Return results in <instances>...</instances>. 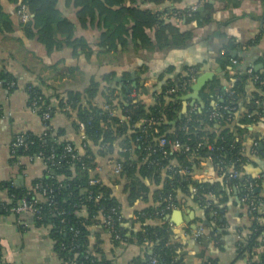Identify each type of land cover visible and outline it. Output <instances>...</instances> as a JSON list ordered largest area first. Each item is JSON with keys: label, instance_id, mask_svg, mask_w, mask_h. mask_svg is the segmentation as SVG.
Listing matches in <instances>:
<instances>
[{"label": "trees", "instance_id": "obj_1", "mask_svg": "<svg viewBox=\"0 0 264 264\" xmlns=\"http://www.w3.org/2000/svg\"><path fill=\"white\" fill-rule=\"evenodd\" d=\"M9 1L15 4L16 10L21 2L28 4L33 18L27 24H22L23 30L29 37H37L47 49L71 45L75 50L81 49L85 53H92L85 38L75 37V25L59 12L58 0ZM153 1L163 3L166 0ZM75 4L81 7L78 15L82 23H85L88 16L92 19L99 15L100 26L104 29L100 45L108 51L116 50L119 44H126L129 37L133 40L140 39L142 45L150 48L155 47L156 44L165 46L171 42L185 44L192 37L191 32L180 31L176 24L166 22L160 14L153 13L149 8L127 6L126 0H75ZM1 8L0 5V11ZM197 16L198 12H194L193 16L186 18V21H191ZM0 20L7 21L8 23H5L8 29L11 28V20L5 19L2 12ZM131 22L132 26L129 28ZM155 27L153 37L148 30ZM232 59L227 49L221 59L223 73L209 80L200 91L203 107L196 110H192V106L189 107L175 124L170 122L177 119L183 103L180 95L169 98L165 95V90L171 84L180 82L187 75L188 69L177 78L168 77L160 90L154 92V103L151 105L140 98L131 97L134 90L146 92L144 86H128L129 80L118 79L111 74L107 77L109 84L105 87V102L114 108H120L121 116H106L103 106L93 102L101 89V84L96 80H92L83 91L69 90L64 94H57L59 102L56 105L44 94L40 86L32 83L26 85L28 103L32 106L33 102L37 101L39 107L37 113L40 116L43 109L51 106L54 111L56 108L62 112L75 113L77 122L82 121L86 126L85 138L80 139L81 148L74 142L62 138L65 129H55L48 121L50 126L45 133L28 131L25 133L28 148L17 149L13 153L28 157H36L42 153L44 161L51 153L55 154L56 164L46 163L44 173L35 178L32 184L48 185L53 190L54 203L65 211L64 215H58L53 211L48 206V201L44 202L45 198H41V201L40 194L35 190L17 187L13 181L5 183L9 194L14 195L11 204H17L22 198L29 201L40 199L41 218L31 216L29 219L34 226L50 227L49 236L54 242V250L63 259L64 264H68L71 260H75L77 264H112L111 260L101 254L98 242H91L90 228L102 227L109 232L99 218L100 211L109 210L114 206L122 207L113 188L104 183L101 174L95 171L98 157H111L117 143L120 145V152L115 161L122 165V171L116 176L119 180H124L131 203L141 198L146 200L152 183L163 184L153 192L154 201L158 204L136 211L135 219L123 218L118 222V231L122 239H115L114 234L109 232L115 244L136 242L143 246L145 255L144 258H138L137 264H154L153 257L158 259L155 264H184L187 254L186 244L181 240H171V236L175 233L167 220L169 213L165 218L156 216L165 205L161 200L169 194L174 196V201L179 206L183 204L181 198L198 203L211 224L212 222L214 224L211 233L213 240H220L222 243V237L231 231L226 218L227 203L231 193L225 188L228 169L220 171L218 161L219 158L229 163L235 162L238 158L244 161L243 137L253 121L252 113L256 109L264 112V104L256 103L257 99L263 100L264 85L253 82L247 71L233 64ZM195 68L200 76L202 70L197 66ZM232 69L234 74L229 73ZM256 74L264 79V73ZM223 80L227 81V85ZM0 81L4 86L10 81L18 83V79L6 69L0 70ZM250 82L257 91L252 93L245 111H240L241 100L248 95ZM116 90L120 93L117 102H114L112 94ZM226 106L235 109H225ZM215 110L218 111L219 116L211 119V114ZM139 137L142 138L141 141H137ZM162 137L167 141L164 145L159 144ZM175 140H179L183 147L174 150L171 143ZM84 141L86 145L82 147ZM207 141L217 150L210 153L206 144L196 150L198 143ZM259 142L261 153L264 139ZM67 144L74 146L76 158L64 157ZM187 144L192 146L190 150L185 149ZM209 155L220 179L200 182L193 178V174L201 171V161L209 159ZM154 161L157 163L155 164ZM185 168L188 174H180L179 170ZM92 178L99 179V182L90 184ZM246 178L252 179L248 175H245ZM234 182L243 186L246 181L241 179ZM193 187H197L198 192H193ZM211 195L215 196V200L219 199L218 202L210 199ZM256 195L260 198V203L253 213H248L249 207L243 204L247 210V215L243 214L245 223L236 226L235 230L242 233L246 231V234L242 240L235 239L236 258L232 264L244 259H247V264H264V248L259 250V247L264 245V240L260 238H264L263 199L260 194ZM2 211L8 212L0 203V213ZM214 211L218 213L217 216L211 215ZM150 220H158L159 223L152 224ZM136 222L140 223L137 231L134 230ZM128 223L131 224L126 226ZM75 229L79 230L78 234H75ZM209 261L218 264V260L214 257H209L203 264ZM0 264H6L3 261L1 243Z\"/></svg>", "mask_w": 264, "mask_h": 264}, {"label": "crops", "instance_id": "obj_2", "mask_svg": "<svg viewBox=\"0 0 264 264\" xmlns=\"http://www.w3.org/2000/svg\"><path fill=\"white\" fill-rule=\"evenodd\" d=\"M0 5V13L13 24L8 29V22L0 20V70L6 69L18 79L16 88L9 89L0 84V104L3 107V115L0 116V185L13 181L17 187L29 188L33 180L44 173L45 163L42 159L15 155L11 150V142L17 134L28 131L41 134L45 130L42 117L28 103L26 85L29 83L40 86L56 105L59 102L57 94H64L69 90L83 91L92 80H96L101 84V89L93 102L104 106L105 87L109 84L107 77L114 74L118 79L129 80L128 86H144L146 92L134 90L132 93L151 105L154 103V92L160 90L168 77L177 78L190 67L197 66L203 73L214 72V77L222 74L224 67L221 59L227 49L233 59L238 60L237 66L242 70L252 68L256 73H264V0H178L176 7L180 9L197 5L198 16L191 21L167 16L166 13L171 10L169 0L163 3L153 1L150 4H145L142 0H126L127 6L149 8L153 13L165 14L166 22L176 24L182 32H191L192 37L185 44L171 42L165 46L156 44L152 48L142 45L138 38L133 40L129 37L126 44H119L116 50L111 51L100 45L104 29L100 26L98 14L92 19L88 16L85 23H82L78 15L81 7L75 4V0H58L59 12L75 25V37H83L88 41L91 54L81 49L75 50L71 45L47 49L37 37H29L24 32L14 3L0 0ZM201 7L204 9L200 10ZM131 26L132 22L129 23V28ZM155 29L156 27L148 30L153 37ZM223 83L227 85V81L223 80ZM256 91L257 88L250 82L248 95L241 100L240 111H245L247 102ZM188 93L192 94L193 91ZM181 100L184 106L186 101ZM195 104L201 109L202 98L200 101L194 97L187 100L188 108ZM114 110L115 116H121L120 108L116 107ZM53 114L51 125L55 129H65L62 138L81 148L82 133L75 113L55 108ZM252 115L253 121L243 137L245 159L242 170L245 175L252 177L251 180H258L257 188L261 189L257 193L262 196L264 211V146L261 153L253 149L254 142L264 139V112L256 109ZM119 152L120 145L117 143L111 157H98L96 172L101 174L104 183L113 188L124 217L135 219L136 211L158 204L154 201L153 192L162 187L163 183H152L146 200L141 198L131 203L124 180H119L110 167L119 157ZM209 157L206 161H201L202 169L193 174L194 179L200 182L220 179L211 156ZM225 188L231 193L226 212L231 231L222 237V243L220 240H213L211 233L214 224H211L198 203L181 198L183 204L169 212L167 220L175 233L173 241L181 240L186 244L184 264H203L209 257L217 259L218 264L234 262L235 227L245 223L243 214L247 215V210L240 200L241 188L229 187L228 183ZM7 195L6 191H0V198L4 201L8 200ZM210 199L215 202L219 200H215L213 195ZM211 215L217 216L218 213L214 211ZM23 219H27L31 226L23 228L16 223L15 216L10 212L0 213V243L4 263L64 264L54 250V242L49 236L50 227L34 226L27 216ZM149 222L159 223L158 220ZM139 228L140 223L136 222L134 230ZM90 229L91 242H98L101 254L111 260L112 264H137L138 258H144L145 249L140 244H115L111 234L102 227ZM234 264H246V261L238 260Z\"/></svg>", "mask_w": 264, "mask_h": 264}, {"label": "built area", "instance_id": "obj_3", "mask_svg": "<svg viewBox=\"0 0 264 264\" xmlns=\"http://www.w3.org/2000/svg\"><path fill=\"white\" fill-rule=\"evenodd\" d=\"M145 4H150L153 2V0H142ZM178 0H169L170 3V7L171 10L169 11V13H166L167 16L170 17H174L177 20H181L183 18H187V17H191L193 16L194 12H196L198 10L197 5H193L189 8H184V9H180L178 7H176ZM17 14L20 17V21L22 24H27L28 22H30L33 18V13L31 12L29 6L27 3L21 2L18 6H17ZM160 17L165 19V14L163 13H159ZM233 64L238 63L237 59H232L231 60ZM230 74H234V70H230L229 71ZM247 73L250 75V79L253 82H260L261 85H264V79H262L259 75H257L256 73H254L253 69H247ZM199 77V75L197 74V69L195 67H190L188 68V73L187 75L182 78V80L178 83L175 84H171L170 86H168L165 90V95L169 98H171L172 96L175 95H180L183 96L185 94H188V92L191 91V87L192 85L196 82L197 78ZM1 84V81H0ZM17 82L16 81H10L9 83H7V87L9 89L12 88H16L17 87ZM119 91L116 90L114 92V94H112V100L114 102H117L118 100V96H119ZM131 97H135V94H131ZM256 103L258 105H262L264 104V101L261 99H257ZM33 111L37 112L38 110V103L37 101L33 102V105L31 106ZM197 108H199L198 104H195L192 106V110H196ZM225 109H230V110H234L235 108H231L229 106L224 107ZM103 109L106 113V116H112L114 115V107H112L109 103H106L103 106ZM42 119L44 121L45 124V130L49 128V123H47L48 121L51 120L52 118V114L54 113V110H52L51 106H48L46 109L42 110ZM0 114L1 116L3 115V107L0 104ZM219 116V113L217 110H215L212 114H211V119H215ZM129 118V117H127ZM189 120V118H188ZM146 122V121H144ZM78 126L80 128L81 131V139L84 140L85 138V123L84 122H79ZM187 128V127H186ZM44 130V133H45ZM142 138L139 137L137 139V141H141ZM167 141L164 137L160 138L159 140V144L160 145H164L166 144ZM172 148L174 150H178L180 148L183 147V145L181 144V142L179 140H175L172 143ZM204 144L207 145L208 151L210 153H212L213 151L217 150V148L211 143V142H206V143H198V146L195 147L196 150H198L201 146H203ZM259 144L260 142L256 141L254 142V151L258 152L259 151ZM86 145V142L84 141L82 144V147H84ZM27 149L28 148V143L26 141V134L25 133H19L17 134L14 139L11 142V150L13 153L16 152L17 149ZM192 148L191 145H185V149L186 150H190ZM148 149H150V147H148ZM219 149V148H218ZM74 146L72 144H67L65 146V153H64V157L67 156H72L73 158H76L77 155L76 153H74ZM243 152V151H242ZM30 159H35V158H40L44 161V156L42 153H40V155L38 156H29ZM47 160L44 161L45 165L46 163H52L53 165L56 164L55 162V154L51 153L50 156H48L46 158ZM231 163L227 162L226 160H224L223 158H219L218 164H219V170L223 172V170L225 168L228 169L229 175L227 177V183L229 185V187H235V188H241V197L240 200L242 201V203L247 204V206L249 207L248 209V213H253L258 207H259V203H260V198L256 195L257 194V183L258 180H251V179H245V174L242 170V166H243V161L240 160L239 158L233 162L230 161ZM154 163L156 164L157 161H154ZM238 163V164H237ZM98 167V166H97ZM111 171L115 174L118 175L121 173L122 171V165L119 162H112L111 163ZM97 170V168H96ZM95 170V171H96ZM179 173L182 175H186L188 174V170L185 169H180ZM244 179L246 182L243 186L235 183L234 181L236 180H241ZM99 182V179H95L92 178L90 181V184H96ZM14 184V182H13ZM29 189L35 190L37 193L40 194V199L41 198H45L44 202L48 201V206L51 207V209L53 211H55L58 215H64L65 211L61 210L55 203H54V199L52 196V192L53 190L50 189L48 187V185H43L42 183H36V184H32L31 187H29ZM4 190L8 193V200L4 201L2 198H0V203L2 204L3 208H6V210L8 212H10L11 214H13L15 216V221L17 224H19L21 227L23 228H28L30 227V223L29 221L26 219H23V217L27 216V217H38L41 218L42 216V206L39 205L40 199L39 198H35L31 201L22 198L17 204H11L12 199L14 198V195H10L8 192V189L5 187V185H0V191ZM193 192H198V188L197 187H193ZM91 198V195H90ZM100 196L97 197V199H99ZM42 201V199H41ZM163 203L165 202V205H163V207L160 209V211H158L156 213V216L158 217H164L167 216V214L174 208H177V205L174 201V196L172 194H169L168 196L164 197L163 200H161ZM209 205V204H208ZM101 215H100V220L101 222L104 224V226H106L109 229V232L111 234H114L115 239H122L121 238V234L118 231V222L122 221L124 217L122 209L119 206H114L109 210H105L102 209L101 211ZM137 218V216H136ZM62 221H64V219H62ZM79 230L75 229V234H78ZM244 234H246V231H244V233H242L241 231L238 230V232H236V238L237 240H242L243 236H245ZM261 240L263 241L264 238L260 237ZM171 240L173 241V236H171ZM262 248H264V245L259 247V250H261ZM245 261L247 259H244ZM152 262L155 264L158 262V259L156 257H153ZM68 264H77L75 260H71ZM207 264H213L210 261L207 262ZM247 264V261H246Z\"/></svg>", "mask_w": 264, "mask_h": 264}, {"label": "water", "instance_id": "obj_4", "mask_svg": "<svg viewBox=\"0 0 264 264\" xmlns=\"http://www.w3.org/2000/svg\"><path fill=\"white\" fill-rule=\"evenodd\" d=\"M204 8L201 7L200 10H203ZM214 77V72H211V71H208V72H204L203 74H201L196 82L192 85L191 87V90L193 91V93H188V94H185L183 96H180L181 99H183L184 101H186V103L184 104L181 112L179 113L177 119L171 121L170 123L171 124H175L176 121L181 118L183 116V114L187 111L188 109V105H187V100L190 98V97H194L196 98L197 100H201L200 98V91L202 90V88L206 85V83L211 80L212 78ZM19 183V182H18ZM260 187H258L256 189V191H260Z\"/></svg>", "mask_w": 264, "mask_h": 264}]
</instances>
